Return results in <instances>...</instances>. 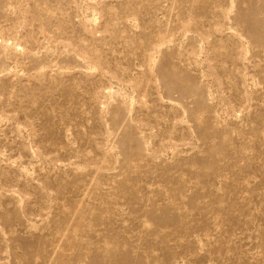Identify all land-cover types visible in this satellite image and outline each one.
<instances>
[{
	"label": "rangeland",
	"instance_id": "1",
	"mask_svg": "<svg viewBox=\"0 0 264 264\" xmlns=\"http://www.w3.org/2000/svg\"><path fill=\"white\" fill-rule=\"evenodd\" d=\"M0 264H264V0H0Z\"/></svg>",
	"mask_w": 264,
	"mask_h": 264
},
{
	"label": "bare ground",
	"instance_id": "2",
	"mask_svg": "<svg viewBox=\"0 0 264 264\" xmlns=\"http://www.w3.org/2000/svg\"><path fill=\"white\" fill-rule=\"evenodd\" d=\"M114 256V255H113ZM119 257V256H118Z\"/></svg>",
	"mask_w": 264,
	"mask_h": 264
}]
</instances>
